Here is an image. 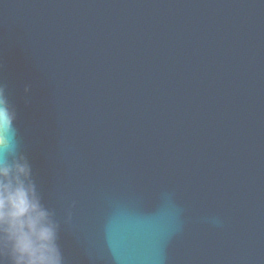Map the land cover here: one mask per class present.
I'll return each mask as SVG.
<instances>
[{
  "label": "water",
  "instance_id": "95a60500",
  "mask_svg": "<svg viewBox=\"0 0 264 264\" xmlns=\"http://www.w3.org/2000/svg\"><path fill=\"white\" fill-rule=\"evenodd\" d=\"M0 87L60 264H264V0H0Z\"/></svg>",
  "mask_w": 264,
  "mask_h": 264
},
{
  "label": "clouds",
  "instance_id": "9594fccd",
  "mask_svg": "<svg viewBox=\"0 0 264 264\" xmlns=\"http://www.w3.org/2000/svg\"><path fill=\"white\" fill-rule=\"evenodd\" d=\"M14 118L0 87V256L6 255L10 264H60L55 231L34 186L24 179L25 166L5 158L9 144L3 133L15 137Z\"/></svg>",
  "mask_w": 264,
  "mask_h": 264
}]
</instances>
